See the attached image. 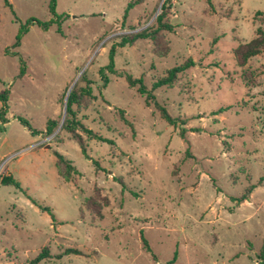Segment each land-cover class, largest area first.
<instances>
[{
  "label": "rangeland",
  "instance_id": "1",
  "mask_svg": "<svg viewBox=\"0 0 264 264\" xmlns=\"http://www.w3.org/2000/svg\"><path fill=\"white\" fill-rule=\"evenodd\" d=\"M49 1L9 0L11 9L0 0V94L9 97L0 132V264H29L44 248L51 257L40 264H170L176 254L172 264H264V51L244 67L234 56L264 32V0H173V30L160 39L167 53L157 55L151 40L118 48L108 84L101 70L117 37L153 24L165 0H58L61 25H31L16 47L28 20L52 18ZM189 60L195 66L173 87L153 92L185 123L182 139L181 126L148 108L126 75L151 89ZM78 77L74 88L91 96L74 107L76 121L114 142L81 133L89 159L59 129ZM53 121L59 126L49 134ZM55 152L78 170L72 181L59 174ZM8 177L21 189L2 184ZM252 185L237 206L233 199ZM67 249L81 254L58 258Z\"/></svg>",
  "mask_w": 264,
  "mask_h": 264
},
{
  "label": "trees",
  "instance_id": "2",
  "mask_svg": "<svg viewBox=\"0 0 264 264\" xmlns=\"http://www.w3.org/2000/svg\"><path fill=\"white\" fill-rule=\"evenodd\" d=\"M173 0H165L161 10L162 13L157 16V18L154 20L153 24L150 26L144 28L143 30H140L135 33L131 34H124L119 37H117L119 43H116L112 46L110 53H109V64L101 70V76L105 82V84L109 83V78L107 74H117L115 70V56L117 53L118 48H124L128 45H133L138 40H151L155 44V52L159 56H163L167 53V47L166 43L162 42L160 39H162V36L166 32H171L173 30V27L170 25L168 21H166L167 16V9L171 5ZM58 0H50L49 1V10L51 13L52 18L47 21H39L37 19L31 18L27 21V24L25 26H21L19 33L17 35L16 39V47L20 46L22 37L28 32V27L31 25H36L40 28H42L45 31H48L51 27L54 25H61L60 18L61 16L57 15L56 13V6H57ZM6 6L12 9L11 4L9 3V0H5ZM207 3L211 5V1L207 0ZM132 5H130L124 15V20L127 19L129 9H131ZM264 51V32L261 29H258L257 31V37L250 41L249 43L240 45L237 49L234 51V56L237 62V65L239 67H244L247 65L248 61L251 58H254ZM195 63L192 60L187 61L185 64L176 66L169 70L163 77L158 78L152 85V88L149 89L142 78H134L132 75H126V80L128 82V85L131 88H136L138 94H140L142 97L145 98V104L148 108H150L152 105L155 106V108L160 113V117L170 126L178 127L181 126V131L179 133L180 137L184 139L186 137V130L183 128L185 126L184 122H180L178 118L172 117L167 109L160 105L158 102H156V97L153 94V92L157 89L164 88V87H173L176 81L178 80L179 75L183 74L190 68L194 67ZM24 73V69L22 70V73ZM120 76H123L120 74ZM85 80V77L83 78ZM88 96H91V90L88 87H82L77 88L75 87L72 92L70 93V96L68 98L67 102V116L64 121V124L62 126V130L66 131L70 134L73 140H75L78 145L81 148L82 153L84 156L89 159V156L87 155V145L86 140L84 139L83 135L81 133H85L88 136V140L91 141H98L103 143H109L110 145H114V142L104 138L103 136L94 133L92 130L87 129L82 123L77 122L75 119L76 113L74 111V107L81 109L83 108L84 99ZM8 92H2L0 94V101L2 102L3 106L0 109V132L2 131L1 125L8 123L6 114H7V108H8ZM120 116L124 119V112L120 111ZM19 121L21 124H23L25 127H27L34 135L35 131L32 130L30 124L28 121H26L23 118H19ZM126 124L129 125L131 128H133V125L129 123V121L125 120ZM59 124L56 122H50L49 126L47 128L49 134L54 133V131L58 128ZM55 157L57 158L56 166L59 171V174L62 176L64 180L67 182H70L74 179V175H78V170L73 166L72 162L67 161L63 155H61L58 152H55ZM96 166H99L97 162H95ZM119 183L123 186L125 189L126 186L122 181H119ZM263 183V179L259 181V185ZM2 184L4 185H13L17 189H21L20 184L15 181L13 178H3ZM255 189V186H250L245 193L239 197L234 198L233 201L236 203V205H241L242 203L249 200L251 194L253 193ZM137 195V194H135ZM34 205L39 207L43 212H47L51 215L53 219H55L54 214L52 210L49 207H44L43 205H40L36 201H32ZM101 210V209H100ZM99 213V212H98ZM100 214V213H99ZM143 244L145 249L148 252H151V249L149 247L148 241L145 239L143 235H141ZM81 252L75 249H67L64 251L62 255H59L58 258H62L63 256L68 255H80ZM262 259L264 258V253L261 255ZM51 257V253L49 248H44L41 253L33 259L29 264H40L43 260H46ZM177 259V254L175 255V258L170 264L175 262Z\"/></svg>",
  "mask_w": 264,
  "mask_h": 264
},
{
  "label": "water",
  "instance_id": "3",
  "mask_svg": "<svg viewBox=\"0 0 264 264\" xmlns=\"http://www.w3.org/2000/svg\"><path fill=\"white\" fill-rule=\"evenodd\" d=\"M164 2V1H163ZM162 6V5H161ZM157 16H158V14L155 16V18L154 19H156L157 18ZM146 28V27H145ZM144 29V28H143ZM143 29H141V30H143ZM140 31V30H139ZM79 78L80 77H78V79L76 80V82L73 84V86L69 89V91H68V93H67V96H66V98H65V109H64V117H63V120H62V123H61V125H60V127H59V129H61L62 128V126H63V124H64V121H65V119H66V115H67V102H68V98H69V96H70V93L72 92V90H73V88H74V86L76 85V83L78 82V80H79Z\"/></svg>",
  "mask_w": 264,
  "mask_h": 264
}]
</instances>
